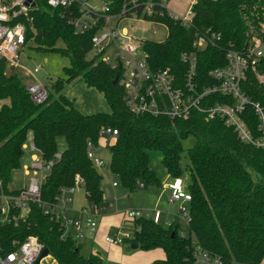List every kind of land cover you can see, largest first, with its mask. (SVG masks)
<instances>
[{"label":"trees","instance_id":"trees-1","mask_svg":"<svg viewBox=\"0 0 264 264\" xmlns=\"http://www.w3.org/2000/svg\"><path fill=\"white\" fill-rule=\"evenodd\" d=\"M106 1L116 12L128 0ZM35 3L27 23L26 44L32 41L38 50L68 57L69 66L63 68L65 78H57L52 84L57 96L49 91L46 100L38 104L30 99L17 73H6L7 64L0 58V100L8 101L0 107L2 184L7 185L12 171L22 165L28 132L44 161L54 159L61 137L66 147L41 187L42 198L54 201L58 189L73 186L78 175L88 202L97 209L104 203L103 176L87 157L86 145L89 141L99 146L101 127L117 130L114 142L108 146V168L130 190L140 183H158L148 165L149 149L161 152L167 174L181 177L182 141L193 136L185 167L191 195L187 232L180 234L178 224L162 227L160 221L140 217L135 219L138 229L135 227L129 241L138 243L143 250L164 251V257L151 264H191V251L196 246L220 255L226 264L264 262V148L242 143L231 126L218 119L207 120L197 111L187 119L174 120L131 112L122 100L119 84L112 83L117 69L97 56L88 57L95 30L76 33L69 22L73 11L51 8L44 0ZM192 9L189 27L167 16L155 20L166 26L167 35L163 41L145 40L142 44L153 68H170L181 78L185 64L180 55L192 50L191 42L197 33H213V44L197 51V81L209 84V71L225 64L228 48L242 49L256 39L264 40V0H197ZM58 41H62V47L57 46ZM257 68L264 74V59ZM77 78L102 94L109 112L83 114L73 106L61 90ZM242 88L252 101L264 107V83L253 71ZM221 99L219 95L212 97V101ZM246 113L253 127L256 121L250 107ZM31 207L26 223L16 227L0 225V244L9 247L12 239L34 235L55 264H103L96 254L82 256L73 239L62 237L58 220L36 205Z\"/></svg>","mask_w":264,"mask_h":264},{"label":"built area","instance_id":"built-area-1","mask_svg":"<svg viewBox=\"0 0 264 264\" xmlns=\"http://www.w3.org/2000/svg\"><path fill=\"white\" fill-rule=\"evenodd\" d=\"M44 1L51 8L73 11L69 22L76 33L95 30L91 37L92 56H97L112 69H117L116 77L122 90V100L131 112L164 115L174 120L187 119L193 111H197L207 120L218 119L231 126L242 143L264 148V107L252 101L242 88L248 73L254 71L264 59V40L256 39L242 49L228 48L225 51V64L208 73L211 83L200 85L196 78L197 51L213 44L215 34L197 33L194 36L192 50L180 55L185 69L179 78L170 68H153L142 48L145 39L137 40L132 33L118 27V23L126 18L155 21L164 16L189 27L193 16L192 7L197 0L189 1L184 15L170 10L167 7L169 0H128L116 12L110 10L106 0H102L101 9L91 6L90 0ZM35 5V0H0V58L8 66L20 67L19 54L21 47L26 44L27 23L31 20L30 12ZM40 69L41 65H36L30 72L38 73ZM26 90L30 99L38 104L44 102L49 93L44 84L36 82L26 85ZM215 95L222 99L212 101ZM248 107L256 121L253 127L248 123ZM117 134V130L111 127H101L98 131L100 139L107 137L113 142ZM31 148L36 153L31 155L30 164L23 166L24 175L29 176L27 185L11 190L8 184L3 185L0 181V225L16 227L26 223L32 210L31 205H36L51 219L60 222L62 237L75 241L77 238L93 235L97 230L96 208L89 203L77 209L75 212L78 215L74 216L67 207L71 202V194L75 188H82L83 181L75 175L73 186L60 187L54 201L44 200L41 187L50 174L54 161L60 158V152L54 153V159L44 161L33 143ZM96 148L98 147L87 142V157L98 169L105 163L96 156ZM111 185L117 186V182L114 181ZM168 188L171 190L169 201L189 203L191 200L181 177H173ZM179 213L187 222L189 210L181 205ZM124 216L137 219L147 216V213L128 210L124 212ZM151 219L158 223L159 211H155ZM129 237H121L119 233L108 234L104 241L108 244H120ZM7 247L0 244V264H42L51 259L49 252L40 258L44 245L34 235H28L22 240L12 239ZM190 259L191 264H226L220 255L199 246L192 249Z\"/></svg>","mask_w":264,"mask_h":264},{"label":"rangeland","instance_id":"rangeland-1","mask_svg":"<svg viewBox=\"0 0 264 264\" xmlns=\"http://www.w3.org/2000/svg\"><path fill=\"white\" fill-rule=\"evenodd\" d=\"M189 0H169L168 8L175 13L184 15L188 7ZM90 5L96 9L102 8V0H90ZM120 29H126L128 33H132L134 38L137 40H152V41H163L167 35V28L164 24L158 21H147L139 19L126 18L122 19L118 23ZM264 29V26H262ZM58 47H62V41L57 42ZM88 57H92V53L88 54ZM20 67H12L7 65L6 73L12 71L17 73L25 85L31 83H42L46 86L47 90L50 91L55 97V93L52 84L57 78H65L63 72L64 67L69 66V59L66 56L61 55L58 52L42 51L34 47L32 41L28 42L21 47L19 54ZM36 65H41V69L38 73L31 74L30 71ZM9 67V68H8ZM253 73L256 75L259 81L264 83V74L260 72L259 68H256ZM61 93L67 96L73 103V106L83 114H92L95 112H109L110 108L103 98L102 94L99 93L95 88L88 87L83 80L77 78L67 82ZM7 100H0V107ZM113 142L111 138L103 137L100 139V144L96 148V156L101 158L105 165L98 168L101 172L102 188L104 189L103 198L110 202V204H102V215L113 214L112 225L108 234L119 233L121 237L132 236L136 223L135 219L125 217L124 212L128 210L141 211L147 213L146 218L150 219L153 217L155 211L160 213V225L167 227L170 223L178 224V231L180 234L187 232V222L182 218L179 213L181 205L187 209L189 207L188 202H171L169 201L171 190L168 188V184L172 182L173 177L167 174V171L162 163V154L157 149H149L148 153V165L149 168L154 172L158 183L148 184L140 183L134 190H130L124 187L121 182L118 181L117 177L109 172V150L108 146ZM32 135L28 132L26 147L22 158V165L14 169L10 175V181L8 187L11 190L19 189L28 183L29 176L24 175V165H29L31 162V155L36 153L31 148ZM194 144L193 136H188L182 141V152L179 160V166L182 169L181 178L183 179L185 189L188 190L187 186L190 183V177L187 174L185 167L188 162V151ZM66 143L63 138H59L57 141V150L61 152L65 149ZM117 182V187H111L110 182ZM167 185V186H166ZM166 186V187H165ZM108 190V191H107ZM88 202L86 194L81 187L75 188L71 194V202L67 204L70 214L77 216L71 208H78L81 205H86ZM106 204V205H105ZM77 211V210H75ZM101 211V210H100ZM99 213V214H100ZM100 217V216H99ZM98 218V216H97ZM107 234L103 235V238ZM94 241L92 235H86L82 238L75 240L76 244L80 248V254L87 256L89 252L94 253ZM104 241V240H103ZM105 242V241H104ZM98 245V244H97ZM131 242L129 239H125L120 244H115L119 248L109 250L108 248H101L102 262L103 264H117L116 259L119 255L126 256L128 253H132L136 250H142L141 248H131ZM99 246V245H98ZM101 246V245H100ZM108 253L110 259L107 260ZM42 264H55L51 259H47Z\"/></svg>","mask_w":264,"mask_h":264},{"label":"crops","instance_id":"crops-1","mask_svg":"<svg viewBox=\"0 0 264 264\" xmlns=\"http://www.w3.org/2000/svg\"><path fill=\"white\" fill-rule=\"evenodd\" d=\"M99 144H100V142H99ZM112 182H114V181L110 182L111 187H113L111 185ZM117 186H114V187H117ZM104 203H106L108 205L110 204V202H108L107 200H104ZM88 204H89V202H87L86 205H81L78 208H71V209L75 212V210H77L81 207H85ZM95 211L97 213L98 218L96 217L97 230L92 235L93 240H95L94 241V247L92 248V250L94 249V253L89 252V254H96L102 260L103 256L101 253V248H104V249L108 248L109 250L115 249V251H116V249L119 250V248L116 246H112L115 244H108V243L103 241L104 240L103 235L104 234L108 235V233H109L108 231H110L109 229L112 225V218L114 217V215L113 214L102 215V213H100V212H102V206L100 208H97ZM115 234H117V233H115ZM115 234L113 233V234H109V235H115ZM137 248H139V247H137ZM109 256H111V255L108 253L107 260L110 259ZM163 257H164V251L161 248H154V249H150V250H143L142 249V250L133 251L132 253H128V255H126V256L121 257L119 255V258L116 259V262H117V264H151L154 260L162 259Z\"/></svg>","mask_w":264,"mask_h":264},{"label":"water","instance_id":"water-1","mask_svg":"<svg viewBox=\"0 0 264 264\" xmlns=\"http://www.w3.org/2000/svg\"><path fill=\"white\" fill-rule=\"evenodd\" d=\"M116 82H117V77H115L113 79L112 83L115 84ZM130 246H131L132 249H135V248L138 247V243L132 242ZM48 252H49L48 249L44 247V249L41 252L40 258L46 256L48 254Z\"/></svg>","mask_w":264,"mask_h":264}]
</instances>
